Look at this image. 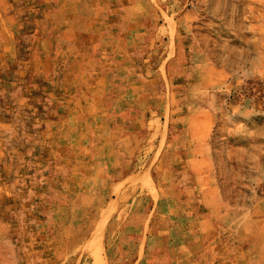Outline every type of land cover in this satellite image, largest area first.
<instances>
[{"label": "rangeland", "instance_id": "obj_1", "mask_svg": "<svg viewBox=\"0 0 264 264\" xmlns=\"http://www.w3.org/2000/svg\"><path fill=\"white\" fill-rule=\"evenodd\" d=\"M0 264H264V0H0Z\"/></svg>", "mask_w": 264, "mask_h": 264}]
</instances>
